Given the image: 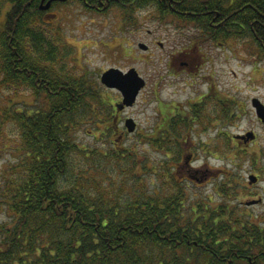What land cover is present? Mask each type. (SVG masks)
Returning <instances> with one entry per match:
<instances>
[{"label":"trees","instance_id":"trees-1","mask_svg":"<svg viewBox=\"0 0 264 264\" xmlns=\"http://www.w3.org/2000/svg\"><path fill=\"white\" fill-rule=\"evenodd\" d=\"M47 1L0 0V88L23 87L43 96L40 103H26L30 109L14 107L22 100L10 97L1 107L0 149L16 158L0 173V264H264V224L249 211L254 204L239 200L245 186L233 170L218 176L222 199L212 204L210 195H188L186 178L175 175L177 163L165 167L155 188H147L142 176L128 185L125 180L137 176L134 152L75 141L72 131L87 117L97 129L102 124L109 139L122 121L121 101L99 99L97 89L57 67L59 42L41 8ZM55 1L51 6L63 4ZM74 1L89 11L115 7L130 26L137 11L149 8L159 22L177 24L186 36L181 48L194 52L243 38L257 56L264 52V0ZM203 102L162 112L153 142L175 161L185 153L178 145L184 132L198 120L212 121ZM4 121L13 124L16 137H4ZM221 136L230 143L225 153H231L232 166L240 167L245 150L226 131ZM249 158L257 163V155ZM105 161H115V188L103 175L85 176L90 162L99 169ZM141 167L147 172L149 166L143 161Z\"/></svg>","mask_w":264,"mask_h":264},{"label":"rangeland","instance_id":"rangeland-1","mask_svg":"<svg viewBox=\"0 0 264 264\" xmlns=\"http://www.w3.org/2000/svg\"><path fill=\"white\" fill-rule=\"evenodd\" d=\"M64 1L55 7L50 3L45 9L53 15L43 19L59 42L57 67L63 66L62 72L75 79H83L84 84L99 91V99L113 104L121 101L122 97L118 90L105 87L100 82L104 70L114 67L127 71L134 68L145 80V86L133 105L119 110L122 121L109 139L102 133V124L97 129L87 117L72 131L76 142L89 148L108 151L126 148L134 152L137 176L133 180L126 179L128 185L136 182L135 177L142 176L147 188H155L163 181L161 173L165 172V167L177 163L175 175L186 178L182 183L188 195L194 198L210 195L212 204L222 199L216 193V183L222 179L218 177L222 170L236 172L237 181L245 186L243 191H239L242 203L262 197L264 124L256 116L251 99L258 98L264 104V52L257 56L255 47L246 38L208 45L202 52H194L181 48L186 36L179 35L175 28L177 24L159 22L149 8L137 11L136 22L130 26L121 19L115 7L97 12L86 10L74 0ZM139 42L146 44L147 49L139 48ZM9 97L17 99L16 102L22 100L17 104L13 101V106L25 109L32 107L26 103L43 100V96H36L28 88L21 87L17 91L10 87L0 88V113L4 103L10 102ZM199 98H203L204 111L213 116L212 121L200 123L198 120L184 132L178 145L184 148L185 153L175 161L174 154L167 156L165 149L154 145L153 136L158 132L155 130L162 124L165 111L168 110L169 114L176 108L187 111L190 104H198ZM224 103L227 104L228 117L223 114ZM127 117L136 123L131 133L124 126L123 121ZM221 130L245 150L241 168L232 166L229 150L225 153L230 143L222 141V136L217 137ZM250 131L253 138L241 137ZM1 132L5 138L17 136V130L9 121L1 124ZM230 149H234V145ZM9 150L0 149V173L3 174L8 163L16 158ZM189 153L192 155L187 160ZM252 155H257L259 161L256 164L249 162H252L249 158ZM143 161L149 166L147 172L141 167ZM131 164L126 163L127 167ZM90 165L85 176L103 175L115 188V161H105L99 169L93 168L92 162ZM250 174L256 175L257 180L249 184ZM249 211L257 214L264 224V199L252 205ZM2 215L0 213V220Z\"/></svg>","mask_w":264,"mask_h":264},{"label":"water","instance_id":"water-1","mask_svg":"<svg viewBox=\"0 0 264 264\" xmlns=\"http://www.w3.org/2000/svg\"><path fill=\"white\" fill-rule=\"evenodd\" d=\"M52 0H48L45 5H41L42 9L47 8ZM138 47L141 49H147V45L139 42ZM100 82L108 88H115L121 94V108L131 106L136 101V98L140 90L145 85V80L138 75L134 68H129L127 71H122L118 68H108L104 70L100 75ZM252 106L254 107L255 114L259 120L264 124V104L258 98L251 99ZM124 125L129 132L135 130V122L131 117H127L124 121ZM240 137V136H239ZM241 137L253 138V132H247ZM257 177L254 174H250V182H255ZM260 199H253L247 202V204H256Z\"/></svg>","mask_w":264,"mask_h":264},{"label":"flooded vegetation","instance_id":"flooded-vegetation-1","mask_svg":"<svg viewBox=\"0 0 264 264\" xmlns=\"http://www.w3.org/2000/svg\"><path fill=\"white\" fill-rule=\"evenodd\" d=\"M56 1L58 2V1H62V0H56ZM56 1H55V2H56ZM105 1H107V0H105ZM51 5H52V1H51ZM53 7H55V6H53ZM53 7H52V8H53ZM52 8H50V10H51ZM45 14H46L45 17H50V16L53 15L52 13H48V11H46ZM191 155H192V154L190 153V154L187 156V160L191 157ZM191 175H192V174H189L188 177H191ZM263 193H264V190H263ZM261 198H262V200L264 199V194L262 195ZM261 198H260V199H261ZM260 201H261V200H260Z\"/></svg>","mask_w":264,"mask_h":264},{"label":"bare ground","instance_id":"bare-ground-1","mask_svg":"<svg viewBox=\"0 0 264 264\" xmlns=\"http://www.w3.org/2000/svg\"><path fill=\"white\" fill-rule=\"evenodd\" d=\"M145 86V85H144ZM126 119V118H125ZM125 119H124V121H125ZM133 119V118H132ZM135 122V121H134ZM136 124V123H135ZM135 128H136V126H135Z\"/></svg>","mask_w":264,"mask_h":264}]
</instances>
